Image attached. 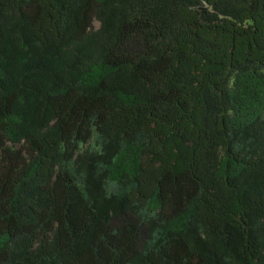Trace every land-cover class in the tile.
I'll list each match as a JSON object with an SVG mask.
<instances>
[{"label": "trees", "instance_id": "obj_1", "mask_svg": "<svg viewBox=\"0 0 264 264\" xmlns=\"http://www.w3.org/2000/svg\"><path fill=\"white\" fill-rule=\"evenodd\" d=\"M0 264H264V0H0Z\"/></svg>", "mask_w": 264, "mask_h": 264}, {"label": "rangeland", "instance_id": "obj_2", "mask_svg": "<svg viewBox=\"0 0 264 264\" xmlns=\"http://www.w3.org/2000/svg\"><path fill=\"white\" fill-rule=\"evenodd\" d=\"M94 26H95L96 29H99V27H100V25H99L98 22H95V25Z\"/></svg>", "mask_w": 264, "mask_h": 264}]
</instances>
